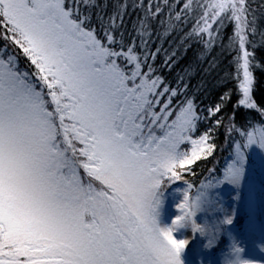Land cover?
Here are the masks:
<instances>
[{
  "label": "snow or ice",
  "instance_id": "6c2138e0",
  "mask_svg": "<svg viewBox=\"0 0 264 264\" xmlns=\"http://www.w3.org/2000/svg\"><path fill=\"white\" fill-rule=\"evenodd\" d=\"M165 7L168 29L173 17L187 23L199 9L185 38L198 36L209 49L220 41L235 53V71L220 82L235 81L237 108L262 119L249 131L250 123L229 118L235 156L223 179L201 184L195 196L190 182L174 189L177 214L162 226L169 189L216 151L210 132L195 137L198 124L222 125L231 99L226 92L204 115L182 77L172 88L156 74L162 49L152 50L151 36L154 22L165 24ZM129 8L142 15L126 41ZM256 21L250 0H187L182 12L170 0H0V264H185L192 240H207L210 249L224 236L235 257L226 254L225 264H254L240 258L229 231L234 214L217 189H239L249 152H264V102L253 95L254 72L264 68L255 63L256 37L264 44ZM228 24L233 35L224 45ZM175 55L166 54V63Z\"/></svg>",
  "mask_w": 264,
  "mask_h": 264
},
{
  "label": "trees",
  "instance_id": "16d2710c",
  "mask_svg": "<svg viewBox=\"0 0 264 264\" xmlns=\"http://www.w3.org/2000/svg\"><path fill=\"white\" fill-rule=\"evenodd\" d=\"M117 0H98L100 4H115ZM123 2V0H120ZM139 2V0H137ZM145 4L148 0H144ZM163 5V0H158ZM170 2L176 3V11L182 12L183 4L187 0H170ZM195 2V0H194ZM251 7L257 17V27L260 30H264V0H250ZM112 7H107L104 13L101 15L111 14ZM97 11H99L97 9ZM128 15L125 17V27L122 29L125 31V40H131L134 37L133 24L137 20V15H142L139 9L134 13L131 8L128 10ZM199 15V9L188 13L186 20L187 23H181L175 21L176 24L174 29H168V9L165 7L163 14L159 17L165 21L164 25H160L157 20L154 22L153 31L154 34L151 36L152 44L151 48L154 51L155 48L160 47L162 51L158 54L156 60L153 62L154 67L157 69L156 74L160 75L172 88H176L181 84V77L183 83L187 84L188 95L194 98V102L199 105L198 111L202 114H207V109L213 105L219 104L221 98L226 92L230 93L231 99L224 105L223 111V124L217 126L215 118H209L208 120H202L198 124V132L195 135L196 138L202 135L204 132H210V142L216 144V151L209 156L206 160H201L192 166V170L195 175L186 174L184 180L177 182V185H183L186 187L185 181L190 182L194 185L192 190L193 196H195L197 189L201 184H207L209 181L215 183L214 177L222 180L225 169L233 162L235 156V144L231 143L230 134L228 129V120L230 117H236V123L240 124L250 123L252 127H249V131L253 130V127L260 126V115L252 110L237 108L239 94L236 91L235 81H229L228 83H221V78L224 76L226 71L234 72L235 68L230 63L235 53L229 52L224 48H221L220 41L211 48H207L205 43L199 40V37L193 39H186V33L190 32L194 26L195 20ZM94 24L99 26V21L95 19ZM215 27V25H214ZM233 25L228 24L223 29L222 43L228 45V37L233 35ZM167 32V34H166ZM205 39L207 37L205 36ZM257 47L255 48L254 54L256 57L255 63L264 65V44L259 43V36L256 37ZM251 50V49H250ZM175 52L176 55L173 57V63H166V54L170 55ZM22 69L28 67L27 63L21 59ZM255 87L254 97L257 102H264V68H256L254 72ZM183 91V88H181ZM183 99V96L180 97ZM179 103V100L176 101ZM175 106V105H174ZM174 118V117H173ZM160 134V133H158ZM235 139H239L238 136H234ZM187 148L188 146H183ZM252 167H256V163L249 157ZM257 168V167H256ZM215 169V171H213ZM250 176V175H249ZM222 185V184H221ZM172 189L168 191L169 194ZM236 227L239 228V237L245 238L244 233L247 230V224L253 220L252 215L239 213L237 215ZM230 241L224 236L221 238L219 245L209 250V256L215 261L222 264L225 263V255L227 254V260H233L231 254H229Z\"/></svg>",
  "mask_w": 264,
  "mask_h": 264
},
{
  "label": "rangeland",
  "instance_id": "374dc122",
  "mask_svg": "<svg viewBox=\"0 0 264 264\" xmlns=\"http://www.w3.org/2000/svg\"><path fill=\"white\" fill-rule=\"evenodd\" d=\"M249 157L256 163L257 168L251 166L252 163L249 159L245 183L239 189H234L231 185L222 184L217 191L223 208L227 212L234 214V222L233 225L229 226V231L243 249L240 258L252 261L254 264H264V250H262L264 249V152H260L259 150L255 152L250 151ZM178 187L181 190L184 189L183 185H177L173 190ZM172 192L169 194L163 215L160 218L162 226L169 224L171 218L177 214L174 200H179L180 195L177 194L175 198H172ZM244 212L252 215L253 220L247 224L248 227L244 233L245 238H241L239 237V228L236 227V222L237 215ZM218 215L220 214L218 213ZM181 235V233H177L176 238L180 239ZM186 235L189 239H192L193 234L191 232ZM225 237L230 241L227 236ZM206 243L207 240L201 238L192 240L189 248L181 256L185 264H200L201 260H203V264H222L209 256L211 248L205 249L203 247ZM231 257L233 260L235 259L233 255Z\"/></svg>",
  "mask_w": 264,
  "mask_h": 264
}]
</instances>
